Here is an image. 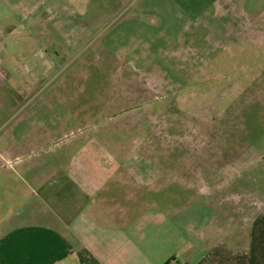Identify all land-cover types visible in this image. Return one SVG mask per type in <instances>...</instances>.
Returning <instances> with one entry per match:
<instances>
[{
  "label": "crops",
  "instance_id": "obj_1",
  "mask_svg": "<svg viewBox=\"0 0 264 264\" xmlns=\"http://www.w3.org/2000/svg\"><path fill=\"white\" fill-rule=\"evenodd\" d=\"M153 5L0 0V264H264V195L214 167L173 177L133 130L156 101L124 81ZM227 10L264 22V0Z\"/></svg>",
  "mask_w": 264,
  "mask_h": 264
},
{
  "label": "rangeland",
  "instance_id": "obj_2",
  "mask_svg": "<svg viewBox=\"0 0 264 264\" xmlns=\"http://www.w3.org/2000/svg\"><path fill=\"white\" fill-rule=\"evenodd\" d=\"M232 1L238 6L239 0ZM229 2L154 0L156 10L146 27L152 54L131 59L140 71L124 81L154 89L149 92L156 96L155 105L141 107L139 117L146 122L134 123L133 130L152 132L149 144L171 150L165 157L173 164V177L201 178L203 167H214L221 179L236 181L229 195L252 193L259 206L264 195V22L247 25L243 11L227 10ZM146 141L141 139V145Z\"/></svg>",
  "mask_w": 264,
  "mask_h": 264
},
{
  "label": "trees",
  "instance_id": "obj_3",
  "mask_svg": "<svg viewBox=\"0 0 264 264\" xmlns=\"http://www.w3.org/2000/svg\"><path fill=\"white\" fill-rule=\"evenodd\" d=\"M172 262H174V260H172L171 262H168L167 264H172Z\"/></svg>",
  "mask_w": 264,
  "mask_h": 264
}]
</instances>
